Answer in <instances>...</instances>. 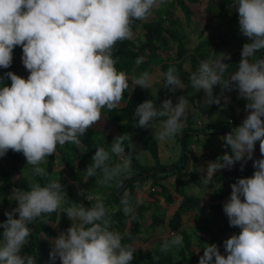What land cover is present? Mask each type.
<instances>
[{
  "label": "clouds",
  "instance_id": "9594fccd",
  "mask_svg": "<svg viewBox=\"0 0 264 264\" xmlns=\"http://www.w3.org/2000/svg\"><path fill=\"white\" fill-rule=\"evenodd\" d=\"M165 0H0V68H9L13 49L21 46L22 62L30 72L27 79L7 72L11 85L0 87V157L9 150L23 153L34 175H45L40 167L45 157L67 142L79 144V137L101 119L102 109H115L129 87L124 71H118L112 49L118 41L131 39L132 22L145 20L154 7ZM239 28L250 42L245 43L237 70L226 80L230 55L202 60L188 76L191 88L205 93L204 105H219L214 86L230 88L234 83L247 101L248 115L239 127L222 136L231 148L202 168L203 183H208L221 169L232 168L243 158L251 160L259 142L261 158L256 159L253 176L238 178L231 185V195L223 205L229 225L241 229L224 241L227 255L216 244H207L199 264H264V58L255 54L264 50V0H236ZM143 57L136 60L140 65ZM165 87L171 92L186 84L175 67H169ZM0 77V83L3 81ZM133 84L147 89L148 72L133 78ZM188 86V85H187ZM157 109L152 100L136 106L134 126L154 127L157 117H167L156 133L164 140L180 133L187 119L188 100H164ZM127 134L117 136L110 151L98 147L89 177L100 174L98 183L109 184L122 172L131 170V144L128 154L124 143ZM110 153L121 162L110 165ZM60 182L46 186L34 184L31 190L15 194L17 207L6 212L0 223V264H35L34 256L22 254L29 236V225L43 215L55 212L64 200ZM243 197V200L241 199ZM123 211L131 209L128 199L121 200ZM19 218H15V214ZM72 225L53 241L50 253L61 264H130L134 259L131 245H123L121 236L110 230V218L102 201L90 208L83 204L65 209ZM78 221V223H77ZM182 237L173 234L171 245L165 241L162 251L181 245Z\"/></svg>",
  "mask_w": 264,
  "mask_h": 264
},
{
  "label": "trees",
  "instance_id": "16d2710c",
  "mask_svg": "<svg viewBox=\"0 0 264 264\" xmlns=\"http://www.w3.org/2000/svg\"><path fill=\"white\" fill-rule=\"evenodd\" d=\"M200 0H165L157 8V17L152 20L143 21L134 20L132 22V31L135 32L143 28V37L138 39H126L118 41L113 49L112 56L116 60L118 71H124L128 77L129 87L123 94V103L115 109L109 111L107 108V118L109 124L116 128L115 133L105 132L98 122L87 129L86 133L79 137V144L67 142L63 146L58 145L53 155L47 156L46 163L40 167L45 169V175H34L33 166L27 165L23 153L9 150L7 152L6 165L0 162V223L7 220L5 207L16 203L13 195L20 191L31 190L34 184L46 186L50 181L61 183L65 196V201L55 212L43 215L37 218L30 225V236L22 249V254H30L35 258V264H61L57 256L53 259L50 253L54 249L52 239L56 236V224L66 231L72 221L67 217L65 209L68 207L83 204L90 208L97 203V198H88L85 194L86 187L90 185L98 176L89 177L86 173L87 168L93 163L94 156L98 147H104L110 151L111 144L117 136L127 134L130 140H140L142 146L148 150L155 160L153 164H143L140 158L133 151L131 153V170L122 172L115 180L104 185L107 190L104 200L107 215L110 218V230L115 232L125 231L129 228V233L121 237L123 245H131L134 251V259L130 264H199L200 255L196 248L204 252L207 244H216L222 255H227L224 248V241L233 234L238 235L241 231L239 227L229 225L228 218L223 211V205L229 200L231 195V185L238 178L251 177L256 170L253 167L255 159L240 160L230 169L219 170L211 181L202 182L203 175L200 174L197 165L194 172L190 175L191 181L199 183L201 188L208 187L212 190V196L206 203L209 213L205 217H196L195 226L192 232L184 229L185 214L196 212L203 206V199L199 196H193L186 192L183 179L188 174L189 168V144L190 139L198 132L195 123L187 118L186 126L180 137L182 142V154L178 161L171 165H165L161 162L160 147L158 139L151 128H140L134 126V117L136 106L146 100H152L155 107L160 109L161 103L166 99H171L174 103L179 96L184 95L188 102L201 112H204L211 119L218 110L219 105L213 103L211 106L204 105L201 91L191 88L188 82V76L197 70L200 61L209 58L216 59L218 56L230 55V60L224 62L229 64L228 70L223 74L226 80L231 79V75L237 70L241 59L242 47L250 42L243 36L239 28V14L237 10L232 11L231 6L236 0H209L207 11L213 14L214 18L225 20L226 29L223 33L206 35V29L210 25L205 24L201 29L200 40L196 46H190L188 41L189 31L185 28V23L180 17L174 16L175 8L181 7L186 15L188 24L193 23L195 9L192 4ZM154 9V8H153ZM152 9V10H153ZM23 54L22 47L16 46L13 49V61L9 68H0V77H3L0 87L11 85L10 78L5 76L7 72H13L22 78L27 69L20 63V56ZM190 56L191 69L187 70L184 61ZM143 57L140 65L136 60ZM255 58H264V50L257 52ZM23 67V70L21 69ZM169 67H175L181 79H186L187 85L183 90L177 89L175 92L169 91L165 87L166 72ZM156 68H160L163 76L160 86H148L147 89L133 84V78L139 77L142 73L148 72L149 76ZM227 88H224L226 90ZM218 97V95H216ZM239 105L246 109L247 101L239 97L236 99ZM167 117H157L153 123L166 120ZM244 119L236 116L235 109L232 107V118L223 125L218 126L215 123L206 125V128L218 127L220 132L231 131L239 127ZM131 141H125V153L132 151L129 146ZM256 151L260 154L259 142L256 143ZM57 151L59 156H57ZM230 154L231 150H230ZM261 155V154H260ZM110 165L120 163L119 157L110 153ZM211 158V157H210ZM207 160V159H206ZM60 162L66 168L67 176L58 178L55 175V165ZM167 167V168H166ZM182 184V199L178 206L169 217V207L175 202V197L170 191L166 179L171 175ZM151 180L152 187H158L159 190L150 191L155 200L148 205H137V192L145 187V184ZM138 189V190H137ZM128 199V206L131 211L125 214L121 200ZM160 196L161 198H158ZM164 199L166 205L160 202ZM243 200V197L241 198ZM153 211L146 217V212ZM19 218L18 213L15 214ZM148 223L146 229L151 238L156 230L166 225L172 232L182 233L183 244L176 253L167 250L162 251L163 240H159L146 253L142 248L135 245L143 233L145 223ZM37 224V227L34 225ZM55 224V225H54ZM3 229L0 228V239H2ZM230 234V235H229ZM209 235L210 237H206ZM146 239V238H145ZM203 255V253H202ZM201 255V256H202Z\"/></svg>",
  "mask_w": 264,
  "mask_h": 264
},
{
  "label": "rangeland",
  "instance_id": "374dc122",
  "mask_svg": "<svg viewBox=\"0 0 264 264\" xmlns=\"http://www.w3.org/2000/svg\"><path fill=\"white\" fill-rule=\"evenodd\" d=\"M208 4H209V0H200L199 2L192 4L193 8L195 9V15L193 16L192 24H188L186 20V15L181 7L175 8L174 16L180 17L182 21L185 23V28H187V30L189 31L188 41L190 43V46H196L200 38L199 37L200 31L205 24L210 25V28L206 29L205 31L206 35L223 33L225 29V27L223 26L224 23L221 21V19L214 18L213 14L207 11ZM158 7L159 4L157 7H154V9L147 17V20H152L155 17H157ZM231 7L233 11L236 10L234 8V5H232ZM144 31L145 30L143 28H140L139 30L133 32V36L131 38L138 39L143 37ZM22 55L23 54H21L20 56V63L24 65L22 62ZM184 64L188 69H191L190 56H188V58L184 61ZM21 69L23 70L22 66ZM159 69L160 68H156V71L155 72L153 71L152 77L150 76V84H149L150 86H160L161 83L159 82L162 73L161 71H159ZM29 75L30 72L27 70L25 71V75L23 78L27 79ZM223 89L224 88L219 84L214 86L213 93L215 96L218 95V97L220 98V104L218 110L213 114L211 119L208 117L207 114L199 111L192 102H188L187 118L191 119L195 123L198 132H195V135L190 139L191 141L188 147L189 148L188 154L190 157L189 168L186 170V173L188 175L184 177L183 185H185V189L188 194L193 196H199L203 199V206L200 209H198V211L193 213L188 212L185 214L184 229L188 230L189 232H192V230L194 229L195 226L194 220L196 217H205L209 213L208 209L206 208V203L208 199H210V197L212 196V190L210 188L208 187L201 188L198 182L190 180V175L194 172L195 166L197 165L200 174L204 176L205 173H203L202 168H206L207 162L217 160V158L223 156L225 152H228L230 154V150H231L230 146L229 147L224 146V141L221 140L220 138L226 135L227 133L231 132L232 130L220 132V129H218V127L206 128V125L210 123H215L218 126L223 125L227 120L232 118V107L235 109L237 117L244 119L248 115V112L246 111L244 106L239 105L236 101V99L241 96L239 94V90L235 87V84L231 83L230 88H227L226 90H224V92H222ZM201 92L205 99L204 91L201 90ZM122 103L123 100L120 101L119 105H121ZM105 108L102 109L101 119L98 121V124L105 132L115 133L116 128L114 125L109 124L107 118L108 114ZM162 121L158 123H154V127H150L154 131L155 135L159 131ZM185 126H186V122H184V127ZM182 134H183V130L177 135L166 138L164 140L158 139L156 135L160 147L161 162L163 164L171 165L173 162H176L180 159L182 154V142L180 141V137L182 136ZM131 144L135 146L134 152L140 158L143 164L148 165L155 163V160L152 157L151 153L142 146L140 140L133 139L131 141ZM57 156H59L58 151H57ZM259 158H261V155L256 151V147H255V151L252 159L256 160ZM6 160H7V155L0 157V162H2L5 165H6ZM241 160H248V159L243 158ZM45 163H46V158L44 163L42 164L44 165ZM55 175L58 178H62L68 175L66 172V168L60 162H57L55 165ZM98 178L100 177L98 176L94 181L90 183L88 187H86L85 194L88 198L95 199L98 197L100 201H103L107 190H105L103 184L98 183ZM165 181L168 184L170 191L176 198L175 202L169 207L168 215L170 217L173 211L178 206L179 201L182 199V195H181L182 184L175 179V175L173 174H171ZM151 183H152L151 180H149L145 184V191L143 190V193H142V189L139 190L137 189L138 192L136 196L138 203L136 207H138L140 204H145V205L151 204L155 200L156 196H152L151 193L149 192L150 187H152ZM13 197L15 199V193ZM157 197L161 198L160 196ZM65 199L66 198L64 196V200L61 202V205H63ZM160 202L162 203L163 206L166 205L164 199H161ZM15 207H17V202L13 205L6 206L4 209L5 211H12V209H14ZM153 208L154 207L152 206L151 210L146 212L147 218L152 213ZM147 224H148L147 222L144 224L143 233L141 234L140 239L135 242V245L137 247L142 248L143 251L147 253L159 240H163L164 242L167 241L171 245L172 236L175 232H172L166 225H164L160 229L156 230L155 235L153 237L148 238L149 232L146 229V227L148 226ZM36 225L37 224H35L34 227H37ZM56 225H57L56 226L57 234L56 236H54L52 241H54L55 238L61 232H63V228L59 227L58 224ZM114 233H118L122 237L124 234L129 233V228H127L125 231L116 230ZM175 234L180 235L182 237V233L180 232H176ZM206 237H210V236L206 235ZM182 244L170 246L168 250L176 253V251L180 249ZM195 248L198 255L201 256L203 253L202 250L198 247Z\"/></svg>",
  "mask_w": 264,
  "mask_h": 264
},
{
  "label": "crops",
  "instance_id": "0c3cea01",
  "mask_svg": "<svg viewBox=\"0 0 264 264\" xmlns=\"http://www.w3.org/2000/svg\"><path fill=\"white\" fill-rule=\"evenodd\" d=\"M231 9H232V7H231ZM233 11V10H232ZM218 19V18H217ZM223 23L225 22V20H221ZM224 27H225V29H226V25H225V23H224V25H223ZM225 29H224V31H225ZM223 31V32H224ZM199 40H200V38H199ZM184 66H185V64H184ZM185 68L187 69V70H190V69H188L186 66H185ZM158 70V69H157ZM156 71V69L154 70V72ZM159 71H161V69H159ZM161 73H162V71H161ZM153 74V73H152ZM152 74L150 75L151 77H152ZM162 76H163V73L161 74V78H162ZM182 81L187 85V81H186V79H182ZM159 83H161V79H160V82ZM201 91V90H200ZM178 100V99H177ZM177 100L176 101H174V103L175 102H177ZM203 101H204V97H203ZM208 106V105H207ZM209 107V106H208Z\"/></svg>",
  "mask_w": 264,
  "mask_h": 264
},
{
  "label": "built area",
  "instance_id": "2783aa9c",
  "mask_svg": "<svg viewBox=\"0 0 264 264\" xmlns=\"http://www.w3.org/2000/svg\"><path fill=\"white\" fill-rule=\"evenodd\" d=\"M119 159H120V158H119ZM120 161H121V160H120ZM143 190L145 191V187L142 188V193H143ZM156 190H159L158 187H150L149 192H150V191H156ZM149 192H148V193H149Z\"/></svg>",
  "mask_w": 264,
  "mask_h": 264
}]
</instances>
